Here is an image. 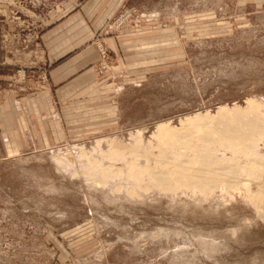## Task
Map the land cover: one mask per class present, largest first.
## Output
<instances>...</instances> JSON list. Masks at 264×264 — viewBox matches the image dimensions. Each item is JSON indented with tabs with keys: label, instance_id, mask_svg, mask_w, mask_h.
Segmentation results:
<instances>
[{
	"label": "rangeland",
	"instance_id": "1",
	"mask_svg": "<svg viewBox=\"0 0 264 264\" xmlns=\"http://www.w3.org/2000/svg\"><path fill=\"white\" fill-rule=\"evenodd\" d=\"M6 1L15 42L23 49L39 43L45 24L33 20L34 8L43 15L56 4ZM5 10L0 6L6 18ZM129 10L136 15L117 28ZM158 12L149 35L161 32L150 38L161 42V53L117 60L110 50L107 62L101 55L95 62L93 76L106 80L103 96L115 95V101L89 104L99 113L115 102L114 115H101L94 120L99 126L90 127L81 117L68 122L69 105L56 104L65 138L49 131L45 145L26 135L30 144L14 153L0 132V264H264V205L250 201L238 180L212 193L192 187L128 192L136 186L128 177L136 159L147 157L156 168L161 152L185 151L161 142L159 123L182 129L188 116H214L221 105L246 107L249 98L264 103V0H112L90 44L108 48L104 37H131L146 15ZM23 71L13 70L10 85L26 86L21 92L27 93L33 88ZM49 72L44 65L32 85L47 83ZM108 82H114L111 89ZM194 133L188 138L198 143ZM113 147L118 156H110ZM79 148L89 156L81 157ZM218 155L231 154L222 148ZM90 159L102 165L90 166Z\"/></svg>",
	"mask_w": 264,
	"mask_h": 264
},
{
	"label": "crops",
	"instance_id": "2",
	"mask_svg": "<svg viewBox=\"0 0 264 264\" xmlns=\"http://www.w3.org/2000/svg\"><path fill=\"white\" fill-rule=\"evenodd\" d=\"M24 1L32 2L35 6L36 2H42ZM111 1L45 0L46 4L54 2L56 5L50 6L43 15L37 14L38 8L33 10V20L45 24L42 38L39 43L30 44L27 49H23L14 39L17 30L7 15L9 2L0 0V6L7 9L4 11L6 18L0 13V132L9 142L7 144L11 153L21 149L24 144H30L26 135H33V143L36 142V137H40L45 145L50 144L49 131L57 135V138H65V122L61 124L59 121L60 114L56 104L69 105L65 114L68 122L76 123V118L81 117L83 121L91 122L90 127L99 126L94 120L101 115L111 116L116 113L115 102L101 105L99 113H95L97 108L89 104L99 98L115 101V95L103 96L106 92L102 91L101 83L106 80L98 81L93 76V67L100 59V53L95 42L90 44L95 31L102 24L103 9ZM160 16L159 12L156 16L146 15L142 20L141 30L135 32V36L104 37L102 43L108 46L117 60L119 57L123 58V55L125 58L131 57L128 53H135L141 59L146 58L150 52L161 53V42L155 45L150 42V38H161V32L155 37L149 35L155 31L154 24L149 23L158 21ZM96 26L98 28L95 29ZM157 47L158 50L154 51ZM44 65L50 69L49 80L41 87H35L32 84L40 79ZM118 66L120 65L114 67L115 72L118 71ZM14 69H24L26 72H23L29 74L28 87L33 88L31 91L23 93L21 91L26 86L10 85L15 75ZM110 77L111 75L108 76ZM108 83L111 89L114 82Z\"/></svg>",
	"mask_w": 264,
	"mask_h": 264
},
{
	"label": "bare ground",
	"instance_id": "3",
	"mask_svg": "<svg viewBox=\"0 0 264 264\" xmlns=\"http://www.w3.org/2000/svg\"><path fill=\"white\" fill-rule=\"evenodd\" d=\"M260 107L264 108V103L249 98L246 107L239 104L233 107L221 105L217 115L199 112L188 116L182 129L159 123L161 142L171 149L178 146L177 149L183 148L185 151H174L168 155L161 152L157 169L150 166L147 157L145 163L138 159L132 162L128 177L136 186L129 187V194L139 195V187L143 191L156 188L173 192L192 187L212 193L221 183L232 185L238 180L250 201L264 205V156L259 150L260 141L264 142V114ZM194 132L199 137L198 143L189 139L195 135ZM138 143L134 145L138 146ZM221 147L231 155L219 157L218 150ZM79 154L81 157L89 156L84 148L79 150ZM109 154L111 157L118 156L120 150L113 147ZM243 156H246V160L241 159ZM70 159H73L72 152L66 160L68 164L72 161ZM88 165L100 167L102 163L90 159ZM103 175L107 173L104 171ZM96 181L102 183L104 180ZM251 181L257 183V189L251 187Z\"/></svg>",
	"mask_w": 264,
	"mask_h": 264
},
{
	"label": "built area",
	"instance_id": "4",
	"mask_svg": "<svg viewBox=\"0 0 264 264\" xmlns=\"http://www.w3.org/2000/svg\"><path fill=\"white\" fill-rule=\"evenodd\" d=\"M134 15H136V12L135 11H133V10L127 11V13L125 14V16L118 23H116L115 26H117V28H118V26L124 25L125 22H126V20L128 18H130V17H134ZM138 31L139 30H135V32H138ZM126 33H129V32L127 31ZM99 52H100V55L102 56V58L104 59V61L107 62L108 61L107 57H108V55L110 53V50L107 47L101 45V46H99ZM102 65H103V68H105V66H104L105 63H103ZM46 78H47V76L45 74V78L44 79H46Z\"/></svg>",
	"mask_w": 264,
	"mask_h": 264
}]
</instances>
